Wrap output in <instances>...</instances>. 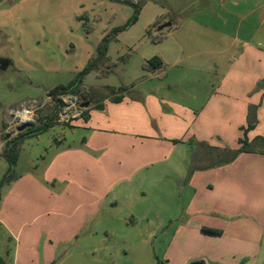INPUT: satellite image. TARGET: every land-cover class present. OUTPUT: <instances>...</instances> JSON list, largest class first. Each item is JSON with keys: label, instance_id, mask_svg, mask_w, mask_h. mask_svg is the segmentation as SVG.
Listing matches in <instances>:
<instances>
[{"label": "crops", "instance_id": "crops-1", "mask_svg": "<svg viewBox=\"0 0 264 264\" xmlns=\"http://www.w3.org/2000/svg\"><path fill=\"white\" fill-rule=\"evenodd\" d=\"M4 1L0 0V33L6 37L0 40V85L6 87L4 73L28 69L18 54L23 38L14 45L6 32L11 21L1 15L7 11ZM250 2L252 19L246 23L236 17L233 35L219 26L210 30L193 22H168L173 30L170 43L155 55L161 66L149 70L150 58L143 57L135 68L139 76L144 71L155 79L162 75L167 85L143 91L133 86L119 102H113L107 90L84 100L90 106L71 125L54 121L44 133L23 140L16 164L26 149L31 165L42 172L39 180L30 177L25 185L43 191L49 183L59 187V200L66 205L73 200L80 222L97 219L99 212H107L121 199L128 201L127 190L143 187L133 181L141 177L148 189L155 188L154 214L175 226L164 251L165 264H264V148L255 144L256 138H264V0ZM211 53L216 59L213 71L202 60ZM231 53L236 58L227 70L222 60ZM210 73L215 84L207 79ZM27 85L42 92L37 99L57 87L37 77H30ZM172 88L184 101L168 94ZM155 91L162 92L153 95ZM45 108L50 109L40 123L50 116L53 103ZM248 119L255 121L245 135L252 150L242 152L239 140ZM5 143L0 142V158ZM166 150L174 157L168 168L170 181L183 189L180 199L176 191L167 198L161 190L159 156ZM151 210L142 211L145 215ZM0 224L9 227L6 232L16 243L9 249L7 264H32L34 239L42 234L29 231L21 241L20 230L13 231V195L0 201Z\"/></svg>", "mask_w": 264, "mask_h": 264}, {"label": "rangeland", "instance_id": "rangeland-1", "mask_svg": "<svg viewBox=\"0 0 264 264\" xmlns=\"http://www.w3.org/2000/svg\"><path fill=\"white\" fill-rule=\"evenodd\" d=\"M133 1L140 6L137 21L116 34H110L132 16L131 6L118 0H5L3 7L7 11L1 15L3 20L11 21L6 32L14 45L20 37L23 38L24 48H19L18 54L28 70H9L3 74L6 87L0 85V127L10 108L26 99H37L42 94L36 92L35 85H27L30 77L57 86L69 84L90 62L95 47L106 35L110 34L108 63L81 77L78 92L83 100L104 94L110 88L130 89L134 86V89L143 91L142 88L167 85L168 79L162 75L155 79L149 71H144L139 76V73L135 74V68L137 71L140 58H152L160 47L170 43L172 28L168 26L158 30L168 22H193L210 30L219 26L226 35H233L231 29L237 22L236 17H241L246 23L252 19L250 0ZM164 20L167 22L158 25ZM5 39V35L0 33V40ZM232 54L222 60L227 70L235 62L236 55ZM202 60L209 66L208 70L213 71L211 64L216 62L213 53ZM179 69L184 72L186 67ZM190 71L189 66L187 73ZM207 79L210 84L216 82L211 73ZM161 92L155 91L153 95ZM168 94L174 98L182 97L174 88ZM48 109L40 113L39 122ZM247 125L248 122L240 140H245L246 133L250 131ZM159 158L162 161V192L169 198L168 195L175 196L176 191L180 199L183 189L170 181L172 172L168 167L174 160L173 155L166 150ZM30 160L29 151L22 150L12 171V181L0 187V201L13 195V231L20 230L21 241L29 231L42 234L40 240L34 239L37 247L35 254L30 256L32 264L37 260L40 264L44 260L45 264H165L164 251L175 226H171L170 220L154 214L156 193L153 185L148 189L147 182L141 177L131 178V181L139 180L143 187L138 189L134 185V189L127 190L130 191L128 201L121 202V199L107 212H99L102 215L97 219L79 222L78 213L73 211V200L67 205L59 200L63 199L59 198V187L49 183L43 191L25 185L30 177L39 180L42 174L40 167L31 165ZM7 169L8 164L1 157L0 181ZM261 196L259 189L258 198ZM146 208L152 210L144 215L142 210ZM6 227L0 224V256L8 260L9 249H14L16 243L14 236L11 239L6 232L9 228Z\"/></svg>", "mask_w": 264, "mask_h": 264}, {"label": "trees", "instance_id": "trees-1", "mask_svg": "<svg viewBox=\"0 0 264 264\" xmlns=\"http://www.w3.org/2000/svg\"><path fill=\"white\" fill-rule=\"evenodd\" d=\"M118 1L131 6L133 8V14L122 27L113 29L110 32V34H116L117 32L126 29L132 24H134L137 21L138 15L140 13V6L137 2H134L133 0H118ZM109 35H106L101 39V42L96 47L94 55L90 60V62L80 73H78L75 76V78L69 84L59 85L48 91L47 95L53 96L56 95L57 93L66 92V91L78 92L79 91L78 88L81 82V77L87 72L97 69L108 62L107 45H108ZM146 66L147 69L149 70H155L161 66V61L158 57L154 56L146 61ZM130 93H131L130 89L118 88V89H109L108 94L114 96L111 99L113 102H119L124 95H128V94L130 95ZM91 96H92V92H91ZM88 99L90 100L92 98L90 97ZM56 116H57V105L54 106L53 111L51 112L50 116L47 118L45 122L43 123L39 122L38 125L30 126L24 132L18 133L15 137L6 141L4 148L2 150V157L7 162L8 169L6 174L3 176V178L0 181V187L3 183H8L13 179L12 171L17 162L19 144L27 138H31L44 133L49 128V126L54 123ZM254 123H255L254 119H248V125H247L248 129H252ZM239 142L241 144L240 150L242 152H250L252 150L245 140H239ZM256 143L257 145L261 146V148H264V138H260V137L256 138L255 144ZM0 264H7L6 260L2 256H0Z\"/></svg>", "mask_w": 264, "mask_h": 264}, {"label": "built area", "instance_id": "built-area-1", "mask_svg": "<svg viewBox=\"0 0 264 264\" xmlns=\"http://www.w3.org/2000/svg\"><path fill=\"white\" fill-rule=\"evenodd\" d=\"M49 102L53 103V106L57 105L55 122L59 125H71L80 119L85 111V108L81 107L85 101L79 92L66 91L53 96L46 94L43 99H26L8 110L0 131V141L6 142L15 137L18 134L16 129L21 125H27L28 128L38 125L40 113ZM6 135H9L7 140L4 139Z\"/></svg>", "mask_w": 264, "mask_h": 264}, {"label": "water", "instance_id": "water-1", "mask_svg": "<svg viewBox=\"0 0 264 264\" xmlns=\"http://www.w3.org/2000/svg\"><path fill=\"white\" fill-rule=\"evenodd\" d=\"M168 26H170V23H166V24L160 26V27L158 28V30H161L162 28H164V27H168ZM89 106H90V103H89V102H84V103L81 105V107H82V108H85V109H87ZM99 108H101V107H97V109H99ZM27 128H28L27 125H21V126L17 127L16 131H17L18 133H22V132H24ZM8 138H9V135H6V136L4 137L5 140H7ZM190 264H204V263L201 262V261H193V262H191Z\"/></svg>", "mask_w": 264, "mask_h": 264}]
</instances>
